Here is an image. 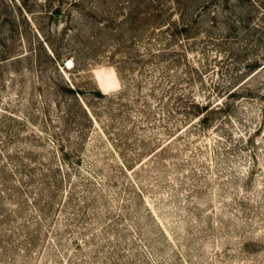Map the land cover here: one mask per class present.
Instances as JSON below:
<instances>
[{"label":"rangeland","instance_id":"obj_1","mask_svg":"<svg viewBox=\"0 0 264 264\" xmlns=\"http://www.w3.org/2000/svg\"><path fill=\"white\" fill-rule=\"evenodd\" d=\"M0 264H264V0H0Z\"/></svg>","mask_w":264,"mask_h":264},{"label":"bare ground","instance_id":"obj_2","mask_svg":"<svg viewBox=\"0 0 264 264\" xmlns=\"http://www.w3.org/2000/svg\"><path fill=\"white\" fill-rule=\"evenodd\" d=\"M71 65V61H69L67 64H65V67H68V66H70ZM101 79V78H100ZM100 86H101V88L102 89H108L110 86L108 85V84H105L104 82H103V80H101V82H100Z\"/></svg>","mask_w":264,"mask_h":264}]
</instances>
